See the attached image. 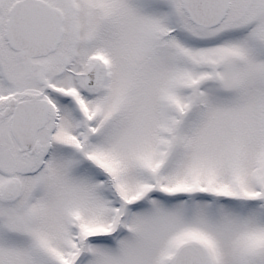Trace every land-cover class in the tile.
Listing matches in <instances>:
<instances>
[{
  "label": "snow or ice",
  "instance_id": "1",
  "mask_svg": "<svg viewBox=\"0 0 264 264\" xmlns=\"http://www.w3.org/2000/svg\"><path fill=\"white\" fill-rule=\"evenodd\" d=\"M0 264H264V0H0Z\"/></svg>",
  "mask_w": 264,
  "mask_h": 264
}]
</instances>
